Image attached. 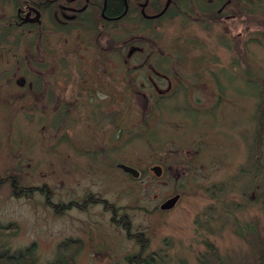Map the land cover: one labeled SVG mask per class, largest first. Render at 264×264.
Here are the masks:
<instances>
[{
  "label": "rangeland",
  "instance_id": "obj_1",
  "mask_svg": "<svg viewBox=\"0 0 264 264\" xmlns=\"http://www.w3.org/2000/svg\"><path fill=\"white\" fill-rule=\"evenodd\" d=\"M5 7L0 4V8ZM251 8L255 9L248 20L243 57L226 50L233 42L229 37L205 35L194 24L183 25L181 19L166 22L157 30L164 56H176L170 64L180 65L176 74L184 88L172 95L174 100L150 106L122 102L118 120L122 135L117 128L112 133V120L107 118L102 139L105 145H121L117 163L143 172V180H138L136 187L123 180L115 183L116 176H123L116 169L88 168L82 157L69 152L67 142L54 148L63 133L55 136L52 129L53 105L33 100L34 77L17 67L24 65V56L29 57L37 43L27 37L12 44L15 31L7 42L0 40V178L15 174L22 186L45 184L58 202L79 199L88 191L117 206L131 207V227L149 235L148 252H159L156 264H216L208 259L211 256L206 243L214 246L221 264H258L261 256L264 261V8ZM242 26L239 23V28ZM239 28L235 26L233 32ZM118 37L121 40L124 35ZM57 38V48L63 52L83 51L84 65L93 64L99 43L107 51L112 43L108 35L99 43L85 40L77 47L74 40ZM53 39L47 36L45 40L49 49L54 48ZM212 65H216V82H211L210 74L205 72ZM112 66L107 64L101 74L106 88L98 96L131 97L134 89L142 88L126 81L124 73L114 81ZM31 82L32 90L26 92L24 86ZM132 87L130 92L128 88ZM95 106L83 105L82 110L71 112L59 128L73 129L69 136L75 143L87 142L86 122L92 129ZM62 107L59 105V109ZM111 108L107 104L106 113ZM88 114L86 122L77 119L87 118ZM70 119L75 120L73 124ZM65 122L70 124L65 126ZM164 152L174 170H185V179L177 185L150 181L148 168L164 160ZM107 158L114 160L112 153ZM175 193L180 195L177 204L169 211H160V204ZM95 223L99 225L96 230ZM8 224H14L17 230L13 236L0 239L3 248L11 255L31 248L36 264L52 262L55 245L72 229L82 234L86 227L98 230L100 238L91 243L93 250L81 252L77 264H99L90 261V252L115 259L136 253L132 243L112 231L107 215L90 210L55 218L43 197H15L5 184L0 186V226Z\"/></svg>",
  "mask_w": 264,
  "mask_h": 264
},
{
  "label": "flooded vegetation",
  "instance_id": "obj_2",
  "mask_svg": "<svg viewBox=\"0 0 264 264\" xmlns=\"http://www.w3.org/2000/svg\"><path fill=\"white\" fill-rule=\"evenodd\" d=\"M107 1L0 0V4L6 6L0 8V16H2L0 19V40L5 39L7 42L10 35L15 31L16 33L13 34L15 43L12 42L14 45L27 37L29 40L30 37H33L32 39L36 41L34 52L30 53L29 57L24 56V65L17 67L22 69V72L24 71L34 77L33 100L37 104L43 102L46 105H53L52 129L55 136H58L61 132L63 133L60 135L59 140L55 141L54 148L60 146L63 141L67 142L68 146H65L69 147V152L82 157L86 161V165L89 166L88 168L116 169L123 176H116L115 183L120 184L123 180L136 187L138 180H143V172L137 171L126 163H117V153L120 152L121 145H105L102 139L107 118L112 120L111 125L114 127L112 133L115 134L117 128L120 136L122 135V129L118 124L122 102L128 100L131 104L139 102L150 106L155 103L174 100L175 98H172V95L184 88V84L176 74L177 69L181 68L180 65L178 62L177 64H170L172 58H176V56L173 53H170V57L164 56L163 50L158 46L157 39L159 36L157 30L159 31L166 22L181 19L183 25L194 24L200 30L199 32L205 35L229 37L233 42H231L230 48H226V50L236 52V55L243 57L246 37L249 33L248 20L251 11L255 9L251 7H257L259 11H263L264 0H123V8L115 15H110L106 11ZM239 23L245 26L239 28ZM127 25H132V27L126 30ZM235 26L240 30L233 32ZM182 27L184 28V26ZM107 35L111 37L110 41L114 45L111 48V43L108 51L99 43V41L106 39ZM118 35H124V37H121L120 40ZM47 36L54 38V48L49 49L46 46ZM57 36H62L65 40H68L67 38L70 41L74 40L76 47L80 46L79 42L85 40L98 42L99 46H96L98 50L92 58L93 64H87L88 66L82 64L83 51L76 49L63 52L61 49L59 50L57 48L59 45ZM123 39L126 41L124 46L122 44ZM33 40H31V48L33 47ZM135 42L137 43L135 44ZM172 44L174 45V43ZM12 47L14 46L12 45ZM178 52L182 51L178 50ZM211 52V56H214L213 59H215L212 63L215 64L217 61L216 56L213 54L215 50ZM109 63H113L112 68L114 67L116 72L113 73L114 81H117L124 73L123 76L126 81L142 88L134 89L131 97L109 96L106 98L98 96L100 93L105 92V77L101 74L106 71ZM213 66L216 65H212L205 72L210 74L211 82H216V67ZM85 67L89 69L87 72ZM89 78L92 80L88 81ZM22 84H25L24 80ZM161 84H166V87L160 88ZM32 87V82L24 86L26 92L32 90ZM132 89L133 87L128 88L130 92ZM128 90L125 88L126 94ZM184 99L188 101L186 97ZM199 100V98H196V101ZM107 104L112 105L109 113L105 111ZM59 105H63V107L59 109ZM83 105H96L93 107L92 115L94 119L90 115V118L96 121L93 128L90 129L89 123L86 122V120H89V114L87 118H77L87 123V133L89 134L85 135L87 142L77 144L73 137L70 138L69 136L73 129L59 127L63 126L65 119L71 117V112L82 110ZM58 110H61V112H58ZM70 120L72 124L75 121ZM69 124L70 122H65V126ZM137 125L139 126V123ZM97 131L101 132L102 135L95 134ZM166 148L169 153V147ZM153 150L156 152L155 148ZM167 152L163 153L164 160L159 158L160 160L157 163L148 168V174L152 178L150 181L163 182L164 185H177L185 179L186 173L185 170L181 172L177 171L178 169L174 170L168 164L169 155ZM110 153L114 156L113 161L107 158ZM120 166L134 169L138 175L134 177L124 172ZM154 168H158V175L154 173ZM33 188L36 189L34 194L43 197L45 205L55 218H61L68 213L85 214L90 210L99 211L107 215V224L112 231L120 238L123 237L125 241L132 243V247L136 249V253H126L122 259L103 258L98 256L99 253L97 252H90L88 258L91 262L99 264L150 263L155 261L154 256L159 259V252H148L150 249L149 235L132 229L129 216L134 210L131 207L117 206L114 202H109L99 194L88 191L84 192L79 199L71 197L67 198L66 202H58L52 199L54 192L47 185ZM55 190L57 191L58 188L54 187ZM174 196H179L180 199L179 193L170 195L160 204L159 210L166 211L161 210V206ZM10 226H14V224L0 226V229H8ZM98 226L95 223L94 227L96 228L94 229H98ZM91 229L86 227L82 234L72 229L68 236L55 245L52 262L58 263L61 261L58 249L64 247L68 248L72 255V261L77 264L81 252L93 250L95 247L91 243L98 242L100 238L99 231ZM145 242H147L146 247L144 246ZM34 245L32 246L35 247Z\"/></svg>",
  "mask_w": 264,
  "mask_h": 264
},
{
  "label": "trees",
  "instance_id": "obj_3",
  "mask_svg": "<svg viewBox=\"0 0 264 264\" xmlns=\"http://www.w3.org/2000/svg\"><path fill=\"white\" fill-rule=\"evenodd\" d=\"M107 7L106 11L110 13V15L118 14L121 9L123 8V0H108L107 1ZM19 177L15 174L8 175L4 178H0V186L8 184L11 190V193L15 197H31L35 192L36 189L33 187H23L19 184ZM17 227L10 226L8 229H0V239L13 236L16 233ZM144 246H147V242H145ZM206 247L208 249L209 255L211 256L208 258L210 260V263L214 261L216 264H221L219 255L214 248L212 244L206 243ZM59 255L61 257V261L56 262H50L49 264H75L72 261V255L70 254V251L68 248L60 247L59 249ZM207 259V257H204ZM203 258V259H204ZM63 260V262H62ZM65 260V262H64ZM154 260L150 263H127V264H156L159 263V259H157L154 256ZM208 261V260H207ZM0 264H36L35 258L33 256V251L31 248L26 249L24 251H20L16 255H11L6 251L1 243H0ZM200 264H207L204 261H201ZM258 264H264L262 256L259 257Z\"/></svg>",
  "mask_w": 264,
  "mask_h": 264
},
{
  "label": "water",
  "instance_id": "obj_4",
  "mask_svg": "<svg viewBox=\"0 0 264 264\" xmlns=\"http://www.w3.org/2000/svg\"><path fill=\"white\" fill-rule=\"evenodd\" d=\"M121 169H123L124 172L129 173L131 175H133L134 177L138 175V173L131 168H128L126 166H120ZM154 173L156 175H158V168H154L153 169ZM179 196H174L173 198H171L170 200H168L167 202H165L162 206H161V210H170L174 207V205L176 204V202L178 201Z\"/></svg>",
  "mask_w": 264,
  "mask_h": 264
}]
</instances>
